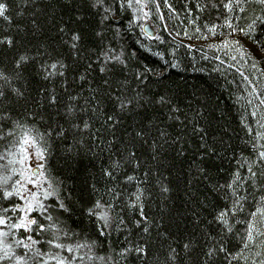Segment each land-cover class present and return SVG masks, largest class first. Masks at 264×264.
<instances>
[{
	"label": "trees",
	"instance_id": "16d2710c",
	"mask_svg": "<svg viewBox=\"0 0 264 264\" xmlns=\"http://www.w3.org/2000/svg\"><path fill=\"white\" fill-rule=\"evenodd\" d=\"M0 2L9 4L10 16L0 17V40H13L0 44V70L12 77L11 85L0 80L7 93L0 113L11 116L0 125L11 131L19 120L62 133L50 137L43 164L73 209L62 216L69 230L65 243L95 242L92 253L104 256L106 264H165L172 249L180 264H264V234L253 231L254 240H247L257 209L264 206V127L258 128L249 102L251 92L264 96V5L240 0L229 12L228 0H142L143 9L135 3L121 8V0H104L99 7L92 6L95 0ZM145 23L155 38L144 35ZM74 31L82 35L78 50L71 48ZM217 39L240 45L245 64L235 67L224 51L206 45ZM106 52H123L127 63L106 61ZM20 55L31 59L17 68ZM57 60L65 67L50 68ZM106 62L111 72L100 71ZM138 92L152 102L141 100L142 107L120 112L115 98ZM161 96L169 103H159ZM11 139L0 140V154ZM114 161L121 167L108 178L104 171ZM137 188L144 189L147 221L128 206ZM96 200L102 205L98 211L112 205L111 227L84 214ZM46 203L54 207L55 197ZM221 211L227 224L217 219ZM133 246H146V253H124ZM79 264L105 261L85 255Z\"/></svg>",
	"mask_w": 264,
	"mask_h": 264
},
{
	"label": "snow or ice",
	"instance_id": "6c2138e0",
	"mask_svg": "<svg viewBox=\"0 0 264 264\" xmlns=\"http://www.w3.org/2000/svg\"><path fill=\"white\" fill-rule=\"evenodd\" d=\"M125 3L129 8L133 7V3L140 5V9L145 7L142 0H121L120 7L123 8ZM239 3L240 0H228L224 4V7L231 12L234 6H239ZM258 3L264 5V0H258ZM103 4L104 0H95L92 6L99 7ZM140 9L136 10L139 11ZM106 11H113V9L106 8ZM8 12L9 4L0 2V17L6 21L10 20ZM225 23L228 27H232L231 22L227 19ZM254 27L255 21L249 25V31H252ZM210 30L215 31V26ZM97 35L101 36L102 34L97 33ZM71 41V48L78 50L80 42L82 41L81 33L74 31ZM3 43L12 45L13 40L9 37H4L0 40V44ZM227 43L225 42L226 45ZM105 56L106 61L119 64L127 63L123 59V52L120 55H110L106 52ZM30 59L31 57L28 55H20L19 59L15 61L16 67L20 68L23 63ZM58 66L59 68L65 67L60 60L49 65L52 69H57ZM100 71L107 73L111 72L112 68L106 62L100 68ZM60 74L63 75L62 72ZM143 78L141 76V79ZM81 79H85V77L81 76ZM0 80L4 82V85H11L12 77L3 70H0ZM104 83L107 84L108 80H105ZM4 85H0V99L6 98L7 96ZM12 91L18 96L23 95L18 88L13 87ZM51 100L52 102H56L57 97L52 96ZM141 100L145 104L152 102L150 97L142 96L139 92L134 98L120 96L115 98L119 111L122 113L130 112L132 109L129 106L142 107ZM159 103L166 104L169 101L164 96H161L159 97ZM72 112L73 109L69 106L68 114L71 115ZM109 119H115V117L110 116ZM4 120H11V116L0 113V121ZM13 125L14 127L11 131H5L3 126L0 125V140L12 138L9 141L10 147L6 148L3 154H0V161L7 160L6 164H0V264H50V262H54V264H79L80 261L85 259V255L89 261L98 259L105 261L106 264V258L104 256L92 253L95 242L92 245L86 243L71 244L65 243L62 240V237L69 236V230L62 216L64 213H70L73 209L69 204L64 202V198L61 197L58 187L54 186V181L46 175L44 164H36V171H32V165L36 163L37 158L42 161L47 159L50 137L54 134L60 135L62 133L54 131L42 132L34 125L29 127L26 123L22 124L19 120L13 121ZM74 127L79 128L80 125L76 124ZM83 127L87 129L89 128V124L84 122ZM17 131H19V135H17ZM142 134V131L136 133L137 136H142ZM161 135H164V133H161ZM134 155L135 153H129L130 157ZM260 156L264 158V152H261ZM119 167H121V162L114 161L110 166L111 170L106 169L104 174L108 178H113V171ZM198 171L203 172L204 169L198 168ZM126 179L132 181L134 177L127 176ZM227 186L231 187V184ZM163 191L167 192L169 189L164 187ZM134 196L135 199H129L128 206L138 210L140 215L144 217V221H147L148 217L144 214V189L137 188ZM50 197H55L56 203L54 207H50L46 203ZM101 207V201L96 200L91 202V206L86 205L83 208V212L89 217L98 218L104 228H109L112 226L113 220L110 215L112 205L110 203L106 204L103 206L106 209L105 211H98ZM257 211L261 212L262 210L257 209ZM226 215V212L221 211L217 219L227 224ZM117 218L120 224L124 223L123 218ZM132 223L138 227L142 225V221L139 219L133 220ZM254 228L255 225L250 224L247 232L248 241L254 240ZM142 231L147 233L149 227L143 226ZM229 231H231L230 227ZM45 247H47V251L44 250ZM85 247L88 248V253L81 255L79 249ZM183 247L185 250H188L190 245L186 243ZM17 249L21 251H17ZM131 251H135L138 254L146 253V246H133L132 248L124 249V253ZM65 253L72 255L68 256ZM212 253L213 250L210 249L206 255L211 257ZM165 264H180L179 254L174 249L170 250Z\"/></svg>",
	"mask_w": 264,
	"mask_h": 264
},
{
	"label": "rangeland",
	"instance_id": "374dc122",
	"mask_svg": "<svg viewBox=\"0 0 264 264\" xmlns=\"http://www.w3.org/2000/svg\"><path fill=\"white\" fill-rule=\"evenodd\" d=\"M146 24V23H145ZM144 24V25H145ZM226 41H219L218 39L213 42V41H207L206 45L211 46L212 48L217 49L218 51L222 50L224 51L228 56L229 59L232 61V65L235 67H238L239 65L245 64L243 60V48L240 45L232 44L230 42L225 44ZM242 61V62H241ZM227 65V64H226ZM254 68H257V66H249V70H253ZM240 70H244L243 67H240ZM256 79H254L255 81ZM252 96L250 95L249 102L255 107V112L258 117V128L263 130V125H264V96L263 95H255L253 92H251ZM259 112V114H258ZM36 164H43L42 160H39L37 158L36 163L32 165V171H36ZM262 211L261 212H256L253 220V224L255 225V228L253 231L256 234H262L264 233V206L260 208ZM261 240V239H259Z\"/></svg>",
	"mask_w": 264,
	"mask_h": 264
},
{
	"label": "water",
	"instance_id": "95a60500",
	"mask_svg": "<svg viewBox=\"0 0 264 264\" xmlns=\"http://www.w3.org/2000/svg\"><path fill=\"white\" fill-rule=\"evenodd\" d=\"M143 33L146 37H149V38H155L156 37V32L155 30L152 28L151 24L150 23H146L144 26H143Z\"/></svg>",
	"mask_w": 264,
	"mask_h": 264
}]
</instances>
